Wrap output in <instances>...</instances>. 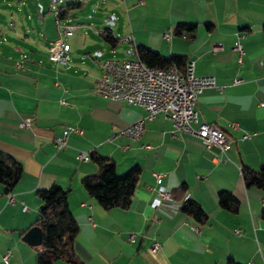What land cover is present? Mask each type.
Listing matches in <instances>:
<instances>
[{"label":"crops","instance_id":"1","mask_svg":"<svg viewBox=\"0 0 264 264\" xmlns=\"http://www.w3.org/2000/svg\"><path fill=\"white\" fill-rule=\"evenodd\" d=\"M108 2L123 8L124 25L110 9L115 15L110 24L116 27H96L94 34L74 32L68 37L66 65L13 58L0 48V149L23 165L11 192L13 202L0 183V264H36V247L24 235L38 218L37 190L53 184L70 189L68 202L79 227L75 251L82 264H227L229 258L264 264V188L246 186L242 172L243 166L258 169L264 163V0L100 1ZM71 14L64 18L73 23ZM179 22H196L195 33L178 35ZM107 30L118 38L115 47L104 39ZM128 35L131 39L125 41ZM236 40L242 45V64L234 50ZM138 44L163 55L183 54L195 60L198 76L215 77L217 85L196 99L193 126L209 122L225 130L231 140L226 153L207 147L196 134L174 133L164 113L146 119L138 138L117 134L146 111L95 93L102 61L116 57L98 56L106 48L115 52L121 47L132 56L117 58H136ZM28 115L34 116L33 125L23 128L19 121ZM233 122L237 128L231 127ZM67 125L76 130L58 150L55 140ZM245 134L249 136L243 138ZM81 151L89 155L87 160L77 157ZM92 152L113 159L119 173L141 167L129 208L104 209L83 187L82 178L99 169ZM155 172L171 191L185 184L186 196L202 205L208 221L199 223L183 212L182 200L153 206ZM223 189L238 198L237 211L220 205ZM155 241L160 247L152 250ZM7 252L11 257L5 263Z\"/></svg>","mask_w":264,"mask_h":264},{"label":"built area","instance_id":"2","mask_svg":"<svg viewBox=\"0 0 264 264\" xmlns=\"http://www.w3.org/2000/svg\"><path fill=\"white\" fill-rule=\"evenodd\" d=\"M108 0H101L106 2ZM59 8L55 9L57 32L51 42L48 52L50 60L58 64L66 65L70 60L71 45L68 37L72 36L78 25L66 18L58 17ZM169 33L165 32L164 36ZM128 41L131 36H124ZM234 50L239 54L238 62L243 63V49L240 40L234 42ZM22 61L18 60V65ZM102 72L99 76L95 93L108 99L123 100L133 105L142 106L146 115L137 121L121 127L117 134L129 138H138L145 128L146 119L154 118L158 113H164L173 122V132L192 133L199 136L207 147L217 146L223 153L230 148V137L227 132L209 122H200L195 128L193 124L197 122V111L195 109L196 99L205 89L216 86L217 82L213 76H198L195 73V60L188 59L183 70L176 66L161 68L149 65L140 58H117L108 57L102 61ZM262 67V62H260ZM236 79L235 82H238ZM34 116L28 115L19 121L23 128H30L33 125ZM232 128H237V123L231 124ZM76 128L67 125L62 130V135L57 137L55 144L57 149L67 145V135ZM245 134L243 138L248 137ZM148 146V145H147ZM80 159L87 160L89 155L86 152H79ZM154 178L157 183V197L153 201V206H158L162 200H172L171 190L163 185V175L155 172ZM8 200L13 202V196L8 193ZM27 209V206H23ZM240 233L239 230H236ZM133 235L131 239L133 240ZM160 243L155 241L152 250H157ZM11 254L5 253L3 261L8 263ZM248 264H251L249 262Z\"/></svg>","mask_w":264,"mask_h":264},{"label":"trees","instance_id":"3","mask_svg":"<svg viewBox=\"0 0 264 264\" xmlns=\"http://www.w3.org/2000/svg\"><path fill=\"white\" fill-rule=\"evenodd\" d=\"M82 3L83 1L76 0L59 7L58 17H66L73 8L81 7ZM207 25L209 27L210 23ZM196 27V22H179L175 27V32L178 35L185 31L194 34ZM262 32L264 36V25ZM104 39L112 47L118 43V38L110 30L105 32ZM135 52L136 57L145 63L161 68L176 66L183 70L187 61L183 54L163 55L144 44H138ZM90 157L98 164L99 169L82 178L81 182L86 191L104 209L129 208L140 179L141 167L133 165L125 172L119 173L113 159L98 152H92ZM22 172V162L0 149V183L3 185L4 193L8 194L14 190ZM242 172L246 186L264 188V163L258 169L243 166ZM69 190L57 184L37 190L41 205L34 226L41 228L42 241L39 245H35L36 264H54L58 260L82 264L75 251V239L79 227L69 206ZM186 191V185L181 184L176 190L171 191V194L174 199L182 200L180 208L183 212L191 215L199 223L207 222L209 215L206 210L197 200L186 196ZM219 202L222 207L230 211L238 210L239 200L230 190L219 191ZM227 264L240 263L229 258Z\"/></svg>","mask_w":264,"mask_h":264},{"label":"rangeland","instance_id":"4","mask_svg":"<svg viewBox=\"0 0 264 264\" xmlns=\"http://www.w3.org/2000/svg\"><path fill=\"white\" fill-rule=\"evenodd\" d=\"M72 1L76 0H0V48L13 58L33 57L50 65L47 49L57 31L55 9ZM100 1L83 0L81 7L73 8L70 18L79 26L76 34L80 30L94 34L96 27H116V24H110L109 17L115 16L110 9L124 25L126 15L123 8L109 2L101 4ZM102 56L129 57L132 54L127 53L126 48L118 47L115 52L106 48L98 57Z\"/></svg>","mask_w":264,"mask_h":264},{"label":"water","instance_id":"5","mask_svg":"<svg viewBox=\"0 0 264 264\" xmlns=\"http://www.w3.org/2000/svg\"><path fill=\"white\" fill-rule=\"evenodd\" d=\"M24 239L34 245H39L42 241V230L38 226L31 227L24 235Z\"/></svg>","mask_w":264,"mask_h":264}]
</instances>
